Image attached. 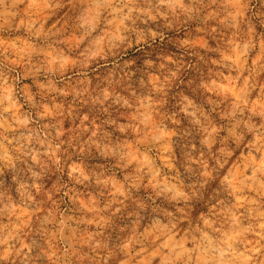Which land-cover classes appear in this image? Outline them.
Listing matches in <instances>:
<instances>
[{
	"label": "rangeland",
	"instance_id": "obj_1",
	"mask_svg": "<svg viewBox=\"0 0 264 264\" xmlns=\"http://www.w3.org/2000/svg\"><path fill=\"white\" fill-rule=\"evenodd\" d=\"M80 7L77 0L54 12L32 7L30 0L0 3V111L9 123L10 113L23 119L29 106L18 92L36 95L46 114L40 123L49 129L41 134L42 143L33 141L39 162L29 157L27 163L18 162L22 171L5 169L0 177V264H184V253L199 247L196 222L189 217L173 228L161 216L165 198L154 193L155 184L173 180L167 152L176 148L177 137L153 141L152 153L144 147L153 124L163 121L172 128L164 117L173 114L185 133H193L197 150L203 138L218 132L232 153L220 169L221 179L206 186L199 222L207 225L222 215L236 253L232 264H264V0H205L197 18L180 16L170 28L163 18L147 24L136 19L134 25L125 20L135 31L125 41L130 47L121 46L122 55L113 63L131 64L126 71L134 74L127 86L132 91L117 87V92L124 98L134 92L135 99L129 100L130 109L110 100L106 111L90 101L113 65L98 70L95 61L87 68L84 62L122 26L117 18L86 39L75 22ZM33 20L46 22L33 25ZM41 26L61 31L56 39L45 38L36 35ZM150 30L160 35L152 39ZM245 44L250 48L240 56ZM85 78L88 99L76 96ZM38 86L44 91L38 92ZM13 100L18 101L15 107ZM200 112L211 114L205 133L194 123L197 117L203 120ZM138 116L150 118L147 128L140 125L143 136L120 133L111 123L138 124ZM58 131L63 135L57 137ZM19 132L26 135L27 129ZM97 144L119 147L124 159L101 156ZM197 150L189 153L193 159L200 155ZM4 151L11 155L7 141L0 155ZM46 151L54 154L46 156ZM188 163L195 179L197 165Z\"/></svg>",
	"mask_w": 264,
	"mask_h": 264
},
{
	"label": "clouds",
	"instance_id": "obj_2",
	"mask_svg": "<svg viewBox=\"0 0 264 264\" xmlns=\"http://www.w3.org/2000/svg\"><path fill=\"white\" fill-rule=\"evenodd\" d=\"M4 0H0L3 3ZM24 2V0H19ZM32 7H39L44 11L54 12L62 10L66 5L73 3V0H30ZM81 7L79 8L75 22L80 29H83L85 38H91L92 34L98 29L100 32L111 25L115 24L117 18H119V24L122 26L117 28L111 34H107V39L103 43V47H98L95 51H92L88 57V60L84 62L85 68L89 66V62L95 61L99 66L98 70H103L112 66V70L107 73V76H101V87L96 91V95L91 98L92 104H98L103 111L104 105L111 100V104H122L126 109L133 107V104L129 103V100L135 99V93L132 96L124 98L117 92V87L132 91L127 86L132 82V76L134 75L126 69L131 68V64L125 62L122 66L118 61L122 55L121 46L130 47L126 45L125 41L129 39L134 28H130L124 24L125 20L131 21L134 25L136 19H143L145 24L148 21H157L159 18H163L165 21V27H172L173 22L178 20L180 16H184L186 19L197 18L204 10L205 0H77ZM144 6L141 7L140 4ZM135 16V19H134ZM46 21L33 20V25H42ZM60 29L55 32L51 30L45 31L43 27L37 29L36 35L43 33L45 38L56 39L60 33ZM128 33L129 35H121V32ZM149 35L152 39H155L160 35L159 32L149 31ZM143 34L137 37V42L142 40ZM250 48L249 44H245L239 55L244 56ZM146 64H150V61H144ZM66 67V62L61 64L60 70L62 71ZM119 67L120 72L115 71V68ZM47 71H51L48 69ZM174 75V74H173ZM143 81H141V84ZM51 87V86H50ZM107 87L109 91H104ZM56 90V89H53ZM155 91H162V89L155 88ZM44 91L43 86H38V92ZM58 92V90H56ZM88 92L87 79L83 83L81 89L76 93L77 97L85 96ZM59 94V93H58ZM18 95L23 96V103L29 106V110L23 114V119L11 115L13 123H9V117L4 116L3 111H0V148H4L5 141L11 146V155L8 151H4L3 155H0V177L3 176L5 169H13L17 172L22 171L18 169V162L23 161L27 163V158H31L35 162L38 161L37 153L34 151L33 141L42 143L40 136L42 133L48 132L49 129L44 128L41 125V120L46 115L41 109L42 106L36 99V95L28 96L22 90L18 92ZM88 99V96H85ZM3 100L0 99V104ZM18 101L13 100V106ZM199 111V109H197ZM35 112V117H33ZM195 117V112L191 113ZM200 117L194 120V123L198 125L197 131L201 133L207 132L206 124L211 123V114L200 112ZM111 119V118H110ZM139 123L130 121L128 124H118L115 119H111V123L116 127L120 133H136L137 135H145V128H147L150 118L140 119L137 117ZM171 124L172 128H168L163 121L153 124L152 135L149 142L144 146L145 151L152 153L153 149L157 147V144L152 143L164 141L168 143L171 141V137L175 135L176 148L169 149L167 155L169 162L171 163V175L173 180L169 183L161 186L159 183L154 185L155 197H164L165 213L161 214L163 219H167L172 227L175 228L178 225L186 222L189 217H192L196 222L195 234L199 237L197 243L198 248H193L191 252L184 253V264H232L236 253L233 249V244L229 242L227 234L224 232L222 223H226L225 218L221 216H215L213 221L207 225H203L198 220V207L205 195V189L211 187V184L217 179H221L219 173L220 169L231 158L232 153L227 150V138H220L217 132L215 137H205L201 143V149L197 150L195 144L192 142L194 137L191 131L184 132L181 121L177 118L176 114L166 116ZM35 125L29 127V125ZM140 125H144L145 128H141ZM27 129V134L24 132L16 133L21 129ZM180 128L179 132L174 129ZM213 131H217L213 129ZM9 133L12 134V138L9 139ZM63 135L62 132H57V137ZM234 135L233 133L229 134ZM92 143H96L92 138H89ZM18 141V143H13ZM100 150L101 156L117 155L120 154V159H124V155L121 153L120 148H108L100 144L96 145ZM216 146V147H214ZM59 150V146H57ZM193 150L200 152V155L193 159L189 153ZM54 153L46 151L44 155L50 156ZM155 157V153H153ZM264 160V156L261 157ZM188 161H192L197 165L195 169V179H193V169ZM58 163V162H57ZM181 169L184 171L181 172ZM79 171V170H78ZM261 171H264V165L261 166ZM33 177L37 176L36 172L31 173ZM83 179H88V176L83 171L80 172ZM13 180H16L14 175ZM187 181V183H185ZM3 181L0 180V183ZM21 187H25L22 185ZM29 200H32L31 195L28 196ZM155 201L152 200V203ZM143 206V205H142ZM151 206V205H149ZM155 211V208H153ZM215 225V227L213 226ZM164 244L161 243V250L164 248ZM99 247V245H97ZM174 248L169 249V255L172 260L175 257L172 253ZM3 259V257H0Z\"/></svg>",
	"mask_w": 264,
	"mask_h": 264
}]
</instances>
